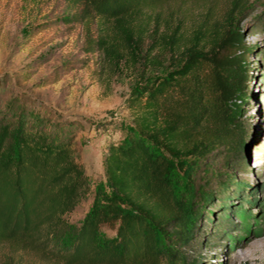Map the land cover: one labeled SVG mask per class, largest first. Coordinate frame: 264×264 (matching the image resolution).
Here are the masks:
<instances>
[{
	"label": "trees",
	"instance_id": "obj_1",
	"mask_svg": "<svg viewBox=\"0 0 264 264\" xmlns=\"http://www.w3.org/2000/svg\"><path fill=\"white\" fill-rule=\"evenodd\" d=\"M164 1L70 0L63 22L85 23L84 48L103 66L141 63L161 72L130 90L129 121L101 156L104 184L94 185L75 226L65 214L87 184L70 154L71 134L0 112V244L59 264H198L196 248L238 229L229 217L239 212L232 199L242 187L234 169L245 163L253 72L264 80V49L253 67L255 46L236 24L253 2L230 0L220 21L186 38L154 27L138 55L145 24L134 20ZM260 21L264 29V14Z\"/></svg>",
	"mask_w": 264,
	"mask_h": 264
},
{
	"label": "rangeland",
	"instance_id": "obj_2",
	"mask_svg": "<svg viewBox=\"0 0 264 264\" xmlns=\"http://www.w3.org/2000/svg\"><path fill=\"white\" fill-rule=\"evenodd\" d=\"M229 1L167 0L141 13L134 20L145 24L138 55L152 42L149 31L154 27L158 33L174 31L186 38L203 22L220 21ZM250 1L253 5L236 17V24L244 43L255 46L248 54L255 67L264 49L260 24L264 0ZM68 4L70 0H0V112L10 122L21 115L24 124L71 134L70 154L81 165L87 184L75 207L65 214L75 226L88 207L94 185L104 184L101 156L107 143L122 136L129 121L125 100L130 90L161 71L141 63L119 62L113 70L103 66L98 53L84 48L85 23L63 22L73 11ZM88 30L95 35L94 25ZM256 71L246 105L245 163L234 169L242 187L232 199L239 212L229 217L238 229L229 230L228 238L218 240L216 246L196 248L201 257L198 264H264V80ZM203 228L213 229L206 223ZM101 230L112 234L106 226ZM0 264L59 263L0 244Z\"/></svg>",
	"mask_w": 264,
	"mask_h": 264
}]
</instances>
